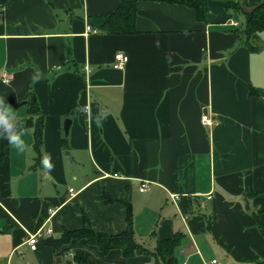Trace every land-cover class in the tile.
<instances>
[{
  "label": "crops",
  "instance_id": "0c3cea01",
  "mask_svg": "<svg viewBox=\"0 0 264 264\" xmlns=\"http://www.w3.org/2000/svg\"><path fill=\"white\" fill-rule=\"evenodd\" d=\"M117 1L8 0L0 8V99L18 122L34 96L44 120L38 160L34 128L20 131L23 153L3 149L0 138V264H79L76 255L153 264L151 254H103L82 238L47 243L82 228L84 216L98 232L124 231L123 200L139 243L153 249L182 236L179 264H264L254 218L264 220V31L255 50L245 46L235 1L207 0L201 21L186 5L142 0L137 32L109 34L100 27ZM119 52L128 56L122 69L112 65ZM40 230L31 249L28 235Z\"/></svg>",
  "mask_w": 264,
  "mask_h": 264
},
{
  "label": "trees",
  "instance_id": "16d2710c",
  "mask_svg": "<svg viewBox=\"0 0 264 264\" xmlns=\"http://www.w3.org/2000/svg\"><path fill=\"white\" fill-rule=\"evenodd\" d=\"M142 0H118L116 6L105 16V21L101 25V30L109 34H133L136 33V17H137V4ZM153 1V0H151ZM165 3L186 5L194 9L196 18L201 21H207V0H155ZM261 0H246L247 7L256 6ZM8 0H0V8H2ZM234 11L240 13L245 22L240 24L236 30L240 34V39H243L245 46L251 50H255V39L258 38V34L264 31V5L258 7L255 11L247 13L241 6L240 1H235ZM30 116L27 119L18 121V131L23 130L26 127L34 128V150L36 153V159L41 157V146L43 143V126L44 120L41 116L40 107L34 96L29 97L28 100ZM75 111L71 112V115ZM3 149L6 148L8 141L3 139ZM63 149L67 151L68 144L67 139L63 141ZM105 202H111L113 199L104 194ZM127 208V227L124 231L117 234H105L94 230L89 225V220L84 216L85 225L77 230H66L59 239H49L47 241L53 248L58 247L63 243H67L74 238L87 239L91 245H96L102 251L103 254H107L112 249H121L123 255L126 258L135 257L143 254H151L154 257L153 264H179V260L175 255L177 247L181 243V235L175 234L173 237L160 240L156 242V246L153 249L144 246L137 241L134 228V218L132 212V206L126 200L122 201ZM257 227L260 233L264 236V220L257 214L254 215ZM209 227L211 225L209 224ZM75 259L79 264H89L86 256L76 255Z\"/></svg>",
  "mask_w": 264,
  "mask_h": 264
},
{
  "label": "clouds",
  "instance_id": "9594fccd",
  "mask_svg": "<svg viewBox=\"0 0 264 264\" xmlns=\"http://www.w3.org/2000/svg\"><path fill=\"white\" fill-rule=\"evenodd\" d=\"M39 78L36 73L32 76L33 80H38ZM97 122L99 123V120ZM22 136L23 133L18 131L16 113L8 103L0 99V138L6 139L17 153H23L26 145ZM41 163L47 169H51L53 166L50 156H44Z\"/></svg>",
  "mask_w": 264,
  "mask_h": 264
},
{
  "label": "built area",
  "instance_id": "2783aa9c",
  "mask_svg": "<svg viewBox=\"0 0 264 264\" xmlns=\"http://www.w3.org/2000/svg\"><path fill=\"white\" fill-rule=\"evenodd\" d=\"M234 26H237L238 23H233ZM86 32H96L95 29L92 28L91 25H87L86 26ZM128 61V56L124 55L123 53L119 52L115 55V61L113 62V67L117 68V69H122L124 64ZM2 77V81L4 83H8L10 82V76L8 74V72L4 71L3 74L1 75ZM202 122L204 125L206 126H212L215 122L213 121V119L208 115V114H204L201 118ZM117 177L118 175L115 174ZM146 187L145 184H143V187ZM73 189H70V192H72ZM42 232L41 230L34 233V234H29L28 238L26 240L27 244L30 246L31 249H36L37 248V244L39 242V238L42 236ZM215 262V261H214Z\"/></svg>",
  "mask_w": 264,
  "mask_h": 264
},
{
  "label": "water",
  "instance_id": "95a60500",
  "mask_svg": "<svg viewBox=\"0 0 264 264\" xmlns=\"http://www.w3.org/2000/svg\"><path fill=\"white\" fill-rule=\"evenodd\" d=\"M223 1H240L241 2V6L243 7L244 11L247 13L253 12L255 11L258 7L264 5V0H261L256 6L253 7H247L246 6V0H223ZM72 120L67 118L64 122V133L65 136L67 137L69 134V130H70V126H71ZM245 203H246V208L249 209V203H248V199L245 198Z\"/></svg>",
  "mask_w": 264,
  "mask_h": 264
},
{
  "label": "rangeland",
  "instance_id": "374dc122",
  "mask_svg": "<svg viewBox=\"0 0 264 264\" xmlns=\"http://www.w3.org/2000/svg\"><path fill=\"white\" fill-rule=\"evenodd\" d=\"M217 2H229V1L218 0ZM213 121L215 122V120Z\"/></svg>",
  "mask_w": 264,
  "mask_h": 264
}]
</instances>
